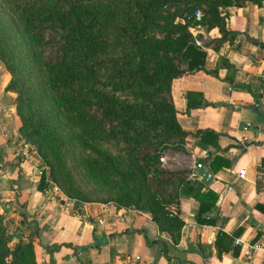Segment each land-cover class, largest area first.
<instances>
[{
	"label": "crops",
	"instance_id": "obj_1",
	"mask_svg": "<svg viewBox=\"0 0 264 264\" xmlns=\"http://www.w3.org/2000/svg\"><path fill=\"white\" fill-rule=\"evenodd\" d=\"M239 1L220 9L226 28L237 32L233 43L226 41L215 51L207 44L219 37L218 29L193 27L198 45L206 46L205 70L185 71L171 81L176 119L188 135L183 150L165 154L164 168L199 183L200 192L215 194L214 205L202 213L197 199L180 196L177 216L183 225L176 244L147 212L113 202L76 206L59 192H44L48 171L37 153L22 143L16 94L5 90L9 75L0 64V208L20 209L37 264H126L128 257L132 264H264V45H259L264 44V0L260 5ZM220 56L233 71L219 66ZM215 68L217 76L206 72ZM200 99L215 105L187 112L188 101ZM203 129L218 134V148L211 139L197 144L194 133ZM206 162L212 173L208 184L194 174V168ZM40 172L47 181L43 189ZM254 243L263 247L247 257L244 251ZM53 244L59 248L47 251ZM74 246L90 247L78 255Z\"/></svg>",
	"mask_w": 264,
	"mask_h": 264
},
{
	"label": "trees",
	"instance_id": "obj_2",
	"mask_svg": "<svg viewBox=\"0 0 264 264\" xmlns=\"http://www.w3.org/2000/svg\"><path fill=\"white\" fill-rule=\"evenodd\" d=\"M10 4L19 2L15 10L21 20L17 30L12 26L11 30H4L0 21V60L3 62L11 79L5 90L16 93L15 108L21 120L19 134L21 139L28 143H34L41 156L46 157L45 127L44 122L48 115L43 112V102L50 94L64 95L74 102H81L89 106L101 109L104 119L122 124L127 130L136 134L140 133L136 123L143 126L141 136L151 142L150 133L162 140L172 139L175 150H183L188 133L184 131L176 119V110L171 99V81L185 71L205 70L206 52L196 43L192 28L197 25L206 26L207 30L217 28L219 37L213 38L207 45L213 50H218L222 43H233L237 32L228 30L225 25V14L220 9L232 5H239V0H123L125 12L134 19L132 27L122 30L124 37L129 41L131 50H137L136 64H130L126 68L117 69L107 77L100 76L101 64L97 61L101 52L108 44V27L103 24L94 8L91 0H8ZM260 5L263 0H250ZM203 5L201 20L196 21L194 12L200 11L198 7ZM167 6H176V11L165 18V30L162 38L146 40L148 29L151 27L154 16L160 9ZM178 19V21H175ZM55 24L64 30L62 35L63 56L56 63L41 62L32 50L36 41L34 29L40 24ZM4 30V31H3ZM9 34V36H6ZM259 45H264L259 43ZM208 47V46H207ZM25 55L23 56V53ZM38 61L46 70L48 86L36 84L34 77L30 76L25 66ZM186 65V68H183ZM223 65L229 71L233 67L224 56L219 58V66ZM207 73L217 76V68L206 70ZM228 82H232V76H226ZM117 91L138 90L143 97L148 99L159 97L156 110H152L142 103H129L119 99L110 93ZM253 97L256 103L259 99L255 93ZM215 105L200 99L192 103L188 101L187 112L191 108ZM92 135L97 134L101 124L97 123L92 115L87 120ZM105 132V131H103ZM131 138L130 133H125ZM194 135L199 137L198 145H204L207 140L217 146L218 134L210 129L197 130ZM116 138L117 134H106L103 138ZM43 138V140H41ZM166 147V144L161 148ZM110 162L111 157H107ZM165 173L162 170H154ZM141 179L146 176V170H141ZM167 173V172H166ZM173 177L175 188L167 198L157 194L144 196L142 190L134 195L126 193L110 201L83 200L75 201L76 206L84 202H113L122 207H133L141 212L150 214L157 224L160 232H166L171 237V242L176 244L183 221L177 215L170 216L167 207L177 205L180 196H191L200 203L199 213L214 205L215 194L210 190L200 192L199 183L194 184L185 180L180 174L168 173ZM137 174L131 172L128 181L136 180ZM49 180L54 181V171L51 169ZM45 177L41 174L39 187L43 189ZM57 186V185H56ZM50 194V193H48ZM207 202V203H206ZM204 204H207L205 206ZM10 236L6 234L3 226V215L0 213V264H37L35 260L33 244L19 241L14 248L8 243ZM217 240V239H216ZM92 245V244H91ZM66 246H71L66 244ZM90 246L73 247L77 252ZM59 245L46 246L47 251L58 249ZM166 255L167 249L163 247Z\"/></svg>",
	"mask_w": 264,
	"mask_h": 264
},
{
	"label": "rangeland",
	"instance_id": "obj_3",
	"mask_svg": "<svg viewBox=\"0 0 264 264\" xmlns=\"http://www.w3.org/2000/svg\"><path fill=\"white\" fill-rule=\"evenodd\" d=\"M91 2H94V8L101 22L108 27V44L102 50L100 59L97 60L101 64L99 75L107 77L117 69H124L138 62L135 58L138 51L130 49L129 41L122 31L132 27L134 19L126 14L123 0H91ZM17 5L20 3L10 4L8 0H0V21L4 30H11L12 26L18 30L21 20L15 11ZM204 6L206 5L198 7L202 15ZM176 8V6H167L160 9L148 29L146 40L163 37L165 24H167L164 16H170ZM33 32L36 41L32 50L36 53L37 60L48 63L58 62L63 56L64 30L58 25L45 23L40 24ZM127 63L130 64L127 65ZM0 64L5 68L1 60ZM24 69L34 77L36 84L48 86L46 70L38 61L34 60L30 65L27 62ZM8 75L10 81L11 76L9 73ZM110 89L107 90L110 92ZM112 94L129 103H142L152 110H156V105L160 101L159 97L151 99L143 97L142 92L138 90L117 91ZM43 106V112L48 117L44 122L45 141L43 138L41 140L46 142L47 156H41L34 143L28 142V144L37 153L48 174L51 169L54 171V181L58 192L68 199L79 202L83 200L110 201L126 193L134 195L138 190H142L144 196L157 194L167 198L175 188V179L173 177L170 179L168 173L180 174L181 172L168 171L164 168L167 160L165 154L170 150L178 151L174 149L175 143L172 139L165 141L154 137V133H150L151 142L148 143L141 136L142 124L136 123L140 130V133L136 134L127 130L122 124L116 125L104 119L100 108L74 102L64 95L50 94L43 102ZM92 115L105 132L100 130L94 135L89 132L85 124ZM126 132L130 133L132 139L125 134ZM108 133L117 134V137L103 138ZM165 144L166 147L161 148ZM107 157H111L113 162H110ZM142 169L146 170L144 179H141ZM154 170H162L165 173L157 174ZM131 172L137 174V179L128 181ZM3 208V210L0 208L3 226L6 234L11 238L8 246L13 249L19 241L31 242V234L24 228L21 216L18 214L20 209Z\"/></svg>",
	"mask_w": 264,
	"mask_h": 264
},
{
	"label": "built area",
	"instance_id": "obj_4",
	"mask_svg": "<svg viewBox=\"0 0 264 264\" xmlns=\"http://www.w3.org/2000/svg\"><path fill=\"white\" fill-rule=\"evenodd\" d=\"M194 18H195V20L196 21H199V20H201V18H202V14L199 12V11H195L194 12ZM196 43L197 44H200L199 43V41H197L196 40ZM22 143L24 144V146H27V147H29L30 145L28 144V143H26V142H24V141H22ZM31 147V146H30ZM32 148V147H31ZM33 149V148H32ZM34 150V149H33ZM22 155L23 156H26V152L25 151H22ZM244 171L243 170H240L239 171V173H238V177L240 178V179H242L243 177H244V173H243ZM41 174H42V172H40ZM196 175V174H195ZM47 181H48V187L45 189V193H52V192H58V188L56 187V185L52 182V181H50L49 180V177H47ZM231 184H229L228 186H227V188L228 189H231ZM177 209H178V206L177 205H174V204H171L170 206H168L167 207V210H168V214L170 215V216H175V215H177ZM235 243L236 244H241V240H240V238H236L235 239ZM259 247H263V244H258V243H254V244H252V245H249L248 246V248L244 251V253H245V255L247 256V257H250L251 255H252V253H253V251L255 250V249H257V248H259ZM126 264H132V262H131V258H127V261H126Z\"/></svg>",
	"mask_w": 264,
	"mask_h": 264
},
{
	"label": "water",
	"instance_id": "obj_5",
	"mask_svg": "<svg viewBox=\"0 0 264 264\" xmlns=\"http://www.w3.org/2000/svg\"><path fill=\"white\" fill-rule=\"evenodd\" d=\"M209 162H206L205 164H200L199 166H196L194 168V174L201 177V182L204 184H208L212 179V173L210 168L208 167ZM81 254V251L78 252V255Z\"/></svg>",
	"mask_w": 264,
	"mask_h": 264
}]
</instances>
